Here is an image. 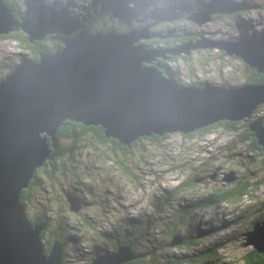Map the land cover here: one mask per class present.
I'll list each match as a JSON object with an SVG mask.
<instances>
[{"label":"water","instance_id":"water-1","mask_svg":"<svg viewBox=\"0 0 264 264\" xmlns=\"http://www.w3.org/2000/svg\"><path fill=\"white\" fill-rule=\"evenodd\" d=\"M7 1L0 0V36L22 31L36 44L37 30L27 19H18ZM212 19L210 11L189 17L199 25ZM174 36L173 31L149 27L129 33L83 30L65 37L53 53L42 52L38 60L24 58L0 82V264H63V244L55 241L47 253L42 241L47 224L29 221L21 197L37 171L56 158L53 147L65 122L103 127L107 138L131 146L144 137L190 134L221 121H247L264 104V84L181 87L170 67L159 61L197 50H220L264 73V39L233 42L200 36L173 50L143 44ZM251 130L264 146L263 119L253 122ZM225 180L234 182L236 173H227ZM66 198L73 212L83 210L79 196L67 193ZM245 237L244 247L264 253V219ZM185 241L178 234L170 245ZM136 257L130 246H122L89 264H127Z\"/></svg>","mask_w":264,"mask_h":264},{"label":"rangeland","instance_id":"rangeland-1","mask_svg":"<svg viewBox=\"0 0 264 264\" xmlns=\"http://www.w3.org/2000/svg\"><path fill=\"white\" fill-rule=\"evenodd\" d=\"M91 1L29 0L28 5L32 7L24 5L22 13L29 15L32 25L40 26L35 12L45 6L54 12L55 21H59L56 27H61L62 22L70 21L83 7H89ZM124 1L131 12L121 22L120 29L149 27L166 32L173 28L181 34L215 41L242 42L253 36L264 39V0H198V6L203 7L200 12L210 11L213 16L202 25L189 20L197 14L193 0ZM164 3L175 10V24L163 27L165 30L154 28L151 16ZM69 26L66 23L65 27L53 31L42 26L39 33L44 43L55 45L67 34ZM19 34L27 36L22 31ZM186 56L189 59L181 55L170 63L182 83L208 82L213 87L235 88L248 80L251 73L241 58L230 57L220 50H197ZM24 58L33 56L19 40L0 38V79ZM252 116L253 122L262 119L264 108ZM239 125L235 130L221 125L209 132H195L188 138L174 133L162 143L143 139L126 153H114L109 146L94 142L83 157L77 155V162L68 161L67 172H58L54 182L47 179L46 188L37 189L34 203L26 211L31 218L46 213L51 218V228L60 222L66 226L62 236L72 238V242L65 250L64 264H89L92 258L115 250L119 243L134 244L145 254L158 250L162 255H184L231 239L232 243L223 244L219 253L229 264H244V255L252 250L243 246L245 234L252 230L256 220L264 219V153L249 148L248 144L241 143V147L237 144V133L241 129L242 134L245 127L242 123L241 128ZM239 149L241 161L236 158ZM218 167L227 172L237 171L242 183H251L255 188L238 204H213L207 209L189 212L190 219L180 228V233L191 232L192 223L198 227L192 248L165 249L171 237L163 228L151 227L149 217L162 204L175 209L181 203H189L187 199H199L216 188L218 184L212 182L197 183L193 187L189 183ZM67 193L83 199L85 206L81 212L70 209ZM46 244L43 240V245Z\"/></svg>","mask_w":264,"mask_h":264},{"label":"trees","instance_id":"trees-1","mask_svg":"<svg viewBox=\"0 0 264 264\" xmlns=\"http://www.w3.org/2000/svg\"><path fill=\"white\" fill-rule=\"evenodd\" d=\"M198 0H193L196 12H200L203 7L198 6ZM126 2L124 0H92L89 7L84 8L77 13V15L70 19V21H66L69 23L70 26L67 28L68 32L66 35H62L59 38V42L55 45L46 44L43 42L44 37L39 33L43 26L44 29H48L49 31H53V29L65 27L66 23L62 22L61 27H56L57 22L55 21V15L53 11L47 9L45 6H40L37 8L36 16L40 23V26L32 25L35 30H37V34L39 35V39L36 44H31L28 41V37L21 35L19 33H11L10 35H3L0 38H15L20 41L21 45H24L31 53L33 58L36 60L39 59L40 54L42 52L53 53L56 49L62 45L63 40L65 37L73 36L83 30L88 31L91 34L97 32H119V33H129L132 31L140 30L141 27H135L130 29H120L121 22L124 18L129 15L131 12L128 7H126ZM8 7L12 10V12L16 15L18 19H27L29 22V15L27 13H22V7L24 5H28L29 0H8L7 2ZM29 6V5H28ZM30 8L32 5L29 6ZM241 9V8H240ZM32 10V9H31ZM154 18V28L164 29L163 27L174 25L175 24V10L173 6L166 5L165 3L160 5V7L156 8L152 15ZM78 18V19H77ZM174 19L173 21H171ZM59 20V19H57ZM31 23V22H30ZM104 26L107 28H104ZM165 30V29H164ZM173 31L175 36L172 39H154L149 42H143V44L150 49H163V50H173L179 46L185 45L188 42L198 40L195 36H190L186 34H181L173 28H169L166 33ZM252 38H259L253 36ZM208 52H212L214 50H207ZM223 54H227L226 52L222 51ZM228 55V54H227ZM229 56V55H228ZM183 58L189 59L186 55H182ZM232 57V56H230ZM235 57V56H234ZM179 56L170 55L168 60L160 59L159 61L162 64H170L171 61H175L178 59ZM172 63V62H171ZM13 70V69H12ZM11 70V71H12ZM172 73L175 75L176 79L178 80V72L171 68ZM259 74V73H258ZM259 78L252 77V84L262 85L264 84V74H259ZM6 77V76H5ZM1 78L0 82L5 78ZM179 86L185 87L178 83ZM205 84H209L208 82ZM248 84V83H247ZM197 88H203L204 85L201 87L192 84ZM222 87V86H221ZM226 88V87H222ZM264 105V104H263ZM264 106L258 110V113L263 110ZM255 114V113H254ZM264 119V117L262 118ZM250 123L245 125L244 131L241 134V143L248 144L249 148L261 151L264 153V146L259 144V140L254 135L253 131L251 130V124L253 121L249 120ZM241 121L231 122L227 121L226 126L235 130L236 125L241 124ZM222 124V122L216 123L215 125L206 127L201 129L197 132H209L210 130L218 127V125ZM196 133L190 134H182L184 138L193 137ZM171 134H166L164 136H151V137H144L139 140L147 139L153 141L155 143H162L164 142ZM137 140V141H139ZM136 141V142H137ZM237 141V139H236ZM94 142H98L102 145L109 146L111 150L115 153L116 151H122L126 153L130 147L135 144L133 143L131 146H126L120 143L117 139L107 138L104 133L103 127L100 126H85L83 123L67 121L65 124L59 129L56 137L55 146L53 147V152L56 153V158L52 162H48L44 167L40 168L37 173L36 177L32 181L29 189L24 190L21 202L25 209L28 208L29 204L34 203V198L36 196L37 189H41V187L46 188L45 181L50 179L54 182L55 176L58 172H67L66 165H68V161L71 163L77 162L78 158L77 155L83 157L84 154L87 152L89 148L93 145ZM77 158V159H76ZM123 164L122 161H120ZM44 176V177H43ZM197 177L192 180L189 185L195 186L196 184L193 182L196 180ZM255 188V185L251 183H241V188H231V189H220L214 191L208 195H204L199 199H187L189 203L185 204V207L180 208L179 210L170 209L168 206L162 204L160 210L154 215L149 217V225L155 228H163L166 235L170 236L171 239L165 243V249L170 250L172 248L177 247H188V249L192 248L194 244V239L196 234L199 233L198 227H196L193 223L192 230L188 234L180 233V228L186 224L187 220L190 219L188 213H194L197 210L205 209L210 207L213 204H220V203H236L244 196H248L252 189ZM241 190V193L238 192ZM82 199V198H81ZM83 200V199H82ZM188 209L190 211H188ZM26 215L29 221L35 225L37 223H46L47 228L42 234V241L46 240L45 250L47 253L51 251L52 245L55 241H60L63 244L64 252L68 246L72 242V238H65L62 236L66 232V226L62 222L55 224L54 228H51L50 225L52 224L51 218L47 216L46 213L40 214L37 218H31L28 215V211H26ZM263 218H259L254 223L261 221ZM187 224H190L189 222ZM196 227V229H195ZM198 229V231H197ZM204 231L200 232L203 233ZM48 234V238L46 235ZM182 235L186 238L185 243L180 246L172 247L170 243L174 239L176 235ZM150 237V236H148ZM232 238V235L228 236ZM240 239V238H239ZM232 240V239H231ZM231 240L224 242L213 244L210 247L206 246L203 249H199L195 252H188L184 255H177V254H169V255H162L160 251H156L154 253H140L134 244H126V243H119L115 250L122 246H130L137 256L135 260L127 263V264H229L223 258L221 253H219V248L224 247L223 244L229 245L231 244ZM94 258L91 259L93 261ZM244 264H264V253H259L255 248L247 254L244 255ZM65 261V259H64ZM63 261V264H64ZM90 261V262H91Z\"/></svg>","mask_w":264,"mask_h":264},{"label":"flooded vegetation","instance_id":"flooded-vegetation-1","mask_svg":"<svg viewBox=\"0 0 264 264\" xmlns=\"http://www.w3.org/2000/svg\"><path fill=\"white\" fill-rule=\"evenodd\" d=\"M255 37H258V36H255ZM260 38V37H259ZM187 57H189V56H187ZM242 60V59H241ZM171 63V62H170ZM244 64L250 69V71H251V73H250V76H249V79L248 80H244L241 84V86H243V85H245V84H247V83H250V84H252V77H254V78H259L260 77V75L259 74H264V73H259L256 69H253V68H251L249 65H247L245 62H244ZM259 73V74H258ZM261 78V77H260ZM177 82L178 83H180V84H182V85H185V87H189V86H193L192 84H196V85H198V86H202V85H204V86H206V85H209V84H205V83H202V84H197V83H182V81L179 79V77H178V80H177ZM254 85H256V84H254ZM193 87H195V86H193ZM219 87H221V86H219ZM264 105H261L256 111H255V113H258V110L261 108V107H263ZM263 121H264V119H263ZM222 122V124H220V125H218V127H220L221 125H226L227 124V121H221ZM240 123H242V124H244V126L245 125H248L249 123H250V121H242V122H240ZM238 127V126H237ZM239 127L241 128V124L239 125ZM251 127V126H250ZM217 128V127H216ZM254 133V132H253ZM237 144H239L240 145V147H241V129L239 130V132L237 133ZM241 149H239L238 150V152H236V158L239 160V161H241ZM252 158V157H251ZM231 171H233V170H231ZM230 171V172H231ZM235 173H236V180L234 181V182H227L226 180H225V177H226V174L227 173H229V172H227V171H225L222 167H218L217 169H211V171L209 172V173H206L205 175H202V176H198L197 178H201V177H203V178H205L203 181H201V182H198V181H196L197 180V178H196V180L195 181H193L195 184H197V183H208V182H212V183H215V184H218L217 185V187L216 188H214V189H212V190H210V192H208L206 195H208V194H210V193H212V192H214V191H217V190H220V189H224V190H226V189H231V188H238V187H240L241 188V174L239 175L238 174V172L237 171H234ZM213 175L215 176V179H212L211 177H213ZM239 194L241 193V190L238 192ZM241 202V199L238 201V202H236L235 204H238V203H240ZM231 204H233V203H231ZM182 207H185V205H182V203H181V205L180 206H178L177 205V207L174 209V210H179L180 208H182ZM209 208V207H208ZM205 209H207V208H205Z\"/></svg>","mask_w":264,"mask_h":264},{"label":"clouds","instance_id":"clouds-1","mask_svg":"<svg viewBox=\"0 0 264 264\" xmlns=\"http://www.w3.org/2000/svg\"><path fill=\"white\" fill-rule=\"evenodd\" d=\"M259 39H261V38H259ZM236 57V56H235ZM238 58V57H237ZM171 64H173V63H171ZM171 64H168V66L170 67V69L172 68V66H171ZM199 131V130H198ZM255 224V223H254ZM254 227V226H253Z\"/></svg>","mask_w":264,"mask_h":264},{"label":"bare ground","instance_id":"bare-ground-1","mask_svg":"<svg viewBox=\"0 0 264 264\" xmlns=\"http://www.w3.org/2000/svg\"><path fill=\"white\" fill-rule=\"evenodd\" d=\"M213 87V86H212ZM214 88H219V87H214ZM253 117V116H252ZM252 117L251 118H248V120L247 121H249V120H252ZM255 122V121H254Z\"/></svg>","mask_w":264,"mask_h":264}]
</instances>
